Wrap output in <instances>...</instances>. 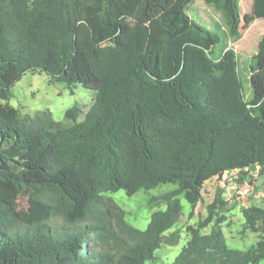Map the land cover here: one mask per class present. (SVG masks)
I'll use <instances>...</instances> for the list:
<instances>
[{
	"label": "trees",
	"instance_id": "16d2710c",
	"mask_svg": "<svg viewBox=\"0 0 264 264\" xmlns=\"http://www.w3.org/2000/svg\"><path fill=\"white\" fill-rule=\"evenodd\" d=\"M205 1L239 38L237 0ZM193 2L0 0V264H149L163 244L179 243L178 231L167 233L183 213L180 196L191 218L207 181L239 171L242 182L264 167V35L249 100L236 52L212 59L221 37L190 18ZM252 14L264 20V0H253ZM27 73L96 91L84 120L74 106L70 126L49 111L23 121L9 101ZM162 184L177 188L149 199L164 209L146 230L106 195ZM23 198L31 212L17 209ZM226 206L220 195L207 206L172 264H264V208H242L245 229L260 233L242 251L226 243L217 217Z\"/></svg>",
	"mask_w": 264,
	"mask_h": 264
},
{
	"label": "rangeland",
	"instance_id": "374dc122",
	"mask_svg": "<svg viewBox=\"0 0 264 264\" xmlns=\"http://www.w3.org/2000/svg\"><path fill=\"white\" fill-rule=\"evenodd\" d=\"M241 13V35L237 39L230 38L228 27L223 20L222 14L205 0H194L189 6L187 13L191 19L206 28L217 32L221 42L216 46L212 59L220 60L221 56L229 49H233L238 58V70L246 99H251L250 87V62L251 57L257 52V45L264 35V20L256 19L252 14L253 0H237ZM51 76L46 73H27L21 81L16 83L12 89V98L9 103L18 109L20 117L27 123H32L35 116L42 112H51L53 119L66 126L72 125L71 121L65 119L66 112L78 106L81 114L78 122L84 120L85 114L91 108L96 99L97 92L88 90L77 84L68 88L62 83L52 82ZM239 173L228 172L221 178L207 181L201 189L202 202L194 209L193 217H189L192 210L185 197L180 196L183 213L177 224L167 233L178 231L179 243L176 246L163 244L155 253V261L149 264H172L175 257L180 253L190 238L188 227H196L208 215L207 206L211 204L218 195L227 203L223 211L218 212V218L225 217L221 228L226 238L228 247L247 251L260 239V233H252L245 229L242 214L243 207L251 205L264 208V167H254L247 171L244 181L239 182ZM177 188L174 184H162L157 188L146 191L140 190L132 197L127 196L124 190L108 193L123 210L126 211V222L139 230H146L151 215L154 211L163 210V206L149 205L152 196H158ZM16 207L21 212H31L26 198L20 199ZM53 226H62L63 220L56 217L51 221ZM212 224L202 230L209 233ZM91 246L99 248V241L94 235H89ZM87 247H81L80 253H86ZM262 264V263H261Z\"/></svg>",
	"mask_w": 264,
	"mask_h": 264
},
{
	"label": "built area",
	"instance_id": "2783aa9c",
	"mask_svg": "<svg viewBox=\"0 0 264 264\" xmlns=\"http://www.w3.org/2000/svg\"><path fill=\"white\" fill-rule=\"evenodd\" d=\"M235 172H237V174L239 173V171H235ZM227 173H228V172H226L225 174H227ZM225 174H224V175H225ZM224 175H223V176H224Z\"/></svg>",
	"mask_w": 264,
	"mask_h": 264
}]
</instances>
